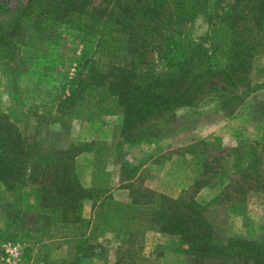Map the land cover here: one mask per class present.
<instances>
[{
  "label": "trees",
  "instance_id": "trees-1",
  "mask_svg": "<svg viewBox=\"0 0 264 264\" xmlns=\"http://www.w3.org/2000/svg\"><path fill=\"white\" fill-rule=\"evenodd\" d=\"M14 1L0 0V12ZM25 1L8 19H0V59L11 73L24 62L19 47H34L46 34L52 40L60 28L80 33L77 65L55 104L47 106V125L62 133L69 131L73 117L93 124L112 115L126 131L164 111L215 95L223 96L219 104L227 108L245 96L231 90L245 84L255 55L264 47V0ZM198 18L206 29L193 35ZM91 143L77 139L46 146L37 132L24 134L11 113L0 108V181L22 205L0 226L4 258L6 241L19 247L18 264L30 259L27 252L34 245L49 247L77 234L86 241L89 221L82 216L83 201L94 204L103 192L85 187L76 172L77 156L92 150ZM115 156L126 170L129 165L120 149ZM134 170L125 172V181ZM146 193L145 201L129 203L112 197L108 226L127 239L141 226L177 235L193 264H264V231L257 240L217 241L213 226L202 216L203 205L193 197ZM127 223L128 229H122ZM50 262L45 253L39 264Z\"/></svg>",
  "mask_w": 264,
  "mask_h": 264
},
{
  "label": "rangeland",
  "instance_id": "rangeland-1",
  "mask_svg": "<svg viewBox=\"0 0 264 264\" xmlns=\"http://www.w3.org/2000/svg\"><path fill=\"white\" fill-rule=\"evenodd\" d=\"M25 3L15 0L0 12V19H8ZM205 29L198 18L193 35ZM80 48V33L60 28L52 40H47L46 34L34 47H19L24 59L19 70L11 73L0 59L1 110L11 113L24 134L37 132L46 146L77 139L93 141L92 150L77 156L76 172L85 187L103 190L94 204L90 199L83 201L82 216L89 221L85 242L77 234L49 247L34 245L24 264H39L45 253L52 262L49 264H61L62 260V264H193L177 235L141 226L127 239L108 226L114 213L109 204L113 198L122 203L145 201L147 190L186 200L193 197L203 205L202 216L213 226L217 241L259 239L264 231V47L253 59L247 85L231 90L245 92L232 107H221L223 96L215 95L164 111L126 131H121L119 117L112 115L93 124L73 117L69 131L62 133L57 126L47 125V106L55 104L72 75ZM118 149L128 162L126 170L115 156ZM243 154L246 159L239 164ZM133 168V177L125 181ZM244 168L246 175L241 176ZM223 185L227 188L221 189ZM11 210L20 211L22 205L15 203L0 181V226ZM26 220L32 222L29 215ZM4 244L7 258L0 254V261L18 264L19 247L7 241Z\"/></svg>",
  "mask_w": 264,
  "mask_h": 264
},
{
  "label": "crops",
  "instance_id": "crops-1",
  "mask_svg": "<svg viewBox=\"0 0 264 264\" xmlns=\"http://www.w3.org/2000/svg\"><path fill=\"white\" fill-rule=\"evenodd\" d=\"M246 156H247L246 154H243V157H241V158L238 160V163H239V162H240V163H243V161H244V157H245V159H246ZM240 163H239V164H240ZM239 164H238V165H239ZM145 166H146V164L143 165V168H144ZM141 170H142V169H141ZM224 187H225V188H224ZM223 188L226 189L227 186H226V185H223V187H222L221 189H223ZM221 189H219V190H221ZM166 195H167V194H166ZM167 196H170V195H167ZM170 197H172V198H176L177 196L171 195ZM90 201H91V203H92V200H90ZM83 210H85V207L83 208Z\"/></svg>",
  "mask_w": 264,
  "mask_h": 264
}]
</instances>
